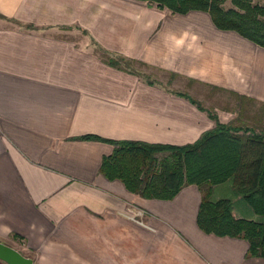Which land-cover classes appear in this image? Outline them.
<instances>
[{
    "label": "crops",
    "instance_id": "1",
    "mask_svg": "<svg viewBox=\"0 0 264 264\" xmlns=\"http://www.w3.org/2000/svg\"><path fill=\"white\" fill-rule=\"evenodd\" d=\"M216 93L264 106V47L209 13L0 0V242L34 264H264L200 229L198 187L146 200L100 172L110 141L183 146L215 127L208 112L239 120Z\"/></svg>",
    "mask_w": 264,
    "mask_h": 264
},
{
    "label": "trees",
    "instance_id": "2",
    "mask_svg": "<svg viewBox=\"0 0 264 264\" xmlns=\"http://www.w3.org/2000/svg\"><path fill=\"white\" fill-rule=\"evenodd\" d=\"M136 1L178 14L209 13L218 29L235 31L264 47V6L252 0H231L235 8L229 10L223 8L227 0ZM107 64L122 69L117 61ZM208 114L215 127L193 144L110 141L115 150L103 159L100 172L109 180H120L127 191L146 200H173L183 188L198 187L203 192L200 229L221 237L245 239L250 244L249 256L264 258V129L244 125L240 119L224 124L212 112ZM230 180L236 196L260 221L236 218L230 199H211L214 187Z\"/></svg>",
    "mask_w": 264,
    "mask_h": 264
},
{
    "label": "rangeland",
    "instance_id": "3",
    "mask_svg": "<svg viewBox=\"0 0 264 264\" xmlns=\"http://www.w3.org/2000/svg\"><path fill=\"white\" fill-rule=\"evenodd\" d=\"M253 4L255 5H260V6H264V0H252ZM223 8L225 10H229V9H234V5L232 3L231 0H227L224 5ZM144 72V71H142ZM148 72L150 75L149 76H154L156 79L160 80L161 78H171L169 75L166 74H160V73H156V72H149V71H145ZM161 77V78H160ZM152 78V77H151ZM180 82V84L183 86V88H185V83L186 81H178V83ZM206 93V96H212L213 94H211L210 91H204ZM202 96V95H201ZM214 96V95H213ZM212 96V97H213ZM215 97L218 98H214L215 100L220 101V99L222 101H234V99L231 98L230 95L228 94H217L215 95ZM240 102L241 107H239V113H238V119L241 120V123L250 127H255L256 129H264V106L255 103L254 101L251 100H239V101H234V103L238 104ZM222 107V106H220ZM209 108L211 110H213L214 106H209ZM162 157V155H161ZM211 199L213 201H217L220 199H230L233 203V211H238L241 209H245V211H250L252 212V214H245L243 215L244 218H252L251 220L254 221H260V217L256 214L253 213V211L251 210V208L240 198H238L235 194V191L233 189V182L232 180L226 182L225 184L219 185L214 187L213 189V194ZM247 209V210H246Z\"/></svg>",
    "mask_w": 264,
    "mask_h": 264
},
{
    "label": "water",
    "instance_id": "4",
    "mask_svg": "<svg viewBox=\"0 0 264 264\" xmlns=\"http://www.w3.org/2000/svg\"><path fill=\"white\" fill-rule=\"evenodd\" d=\"M0 262L3 264H34L32 258L24 256L16 249L0 242Z\"/></svg>",
    "mask_w": 264,
    "mask_h": 264
}]
</instances>
